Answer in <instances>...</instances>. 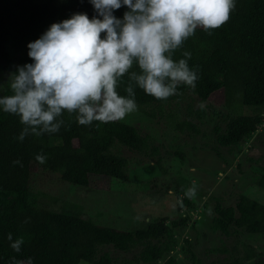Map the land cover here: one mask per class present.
I'll use <instances>...</instances> for the list:
<instances>
[{"label": "trees", "instance_id": "obj_1", "mask_svg": "<svg viewBox=\"0 0 264 264\" xmlns=\"http://www.w3.org/2000/svg\"><path fill=\"white\" fill-rule=\"evenodd\" d=\"M124 10H117L116 15L122 16ZM75 12H87L91 17L93 7L88 0H0V81H4L11 68L10 42L23 49L18 65L30 62L27 44L37 39L51 23L69 18ZM184 51L191 52L188 63L197 71V80L193 85L179 84V93L190 90L200 101H207L222 91L226 103L234 108L264 107V0H236L228 21L215 29L198 27L193 36L173 51V59L183 58ZM126 83L125 76L118 86L119 94H127ZM135 92L136 108L153 106L161 114L163 104L176 96L181 99L179 94L156 99L138 87ZM196 113L201 120L205 111ZM189 115L195 113L190 111ZM62 119L64 123L58 132L40 137L30 135L20 141L18 136L23 125L19 118L0 112V264H10L12 257L18 260L31 257L33 264H113L108 253L100 254L101 247L106 246L122 252L141 248L136 261L154 264L175 250L176 240L166 222L168 219L154 221L132 232L97 225L65 208L40 207L32 200L33 177L38 170L59 174L65 183L87 188L92 175L128 180L129 161L113 153L116 145L137 152L149 150L152 155L158 152L151 145L152 139L133 125L118 120L79 125L74 114L66 111ZM263 121V115L258 113L227 117L223 134L232 144L241 143L255 133ZM171 124L181 132L186 128L198 129L188 121L177 125L170 121ZM37 153L45 155L43 163L36 161ZM175 155L180 160L184 156L179 152ZM17 160L19 164L14 163ZM157 165L163 170L160 161ZM259 185L264 189V175ZM175 190L178 211L185 205L193 207L186 186ZM180 195L184 200L178 202ZM215 210L216 227L225 235L242 230L261 239L264 249V203L240 195L236 207L225 208L218 203ZM187 221L184 217L172 226L185 225ZM8 233H12L14 240L23 237L20 252L9 246ZM245 248L246 260L258 256L252 247L245 245ZM164 264H175V260L169 257ZM254 264H264V260L259 257Z\"/></svg>", "mask_w": 264, "mask_h": 264}, {"label": "rangeland", "instance_id": "obj_2", "mask_svg": "<svg viewBox=\"0 0 264 264\" xmlns=\"http://www.w3.org/2000/svg\"><path fill=\"white\" fill-rule=\"evenodd\" d=\"M8 50L12 63L4 81L9 72L15 71L23 49L10 42ZM220 92L207 101H200L190 90L176 91L181 99L176 96L163 104L162 114L150 106L143 110L135 108L119 119L149 136L151 145L158 151L152 155L149 150L137 152L116 145L113 153L129 161L127 181L92 175V182L86 188L65 183L59 174L38 170L33 177L32 200L40 207L65 208L97 225L132 232L154 221L168 219L166 222L173 229L176 240L175 250L154 264H164L169 257L174 258L175 264H233L238 261L254 264L259 257L264 260L261 239L242 230L225 235L215 221L218 203L225 208L236 207L240 195L264 203V189L259 185L264 175V121L241 143L232 144L223 134L227 117L256 113L264 117V107L234 108L226 103ZM202 109L205 114L200 120L196 112ZM190 111L195 115L190 116ZM152 112L154 116L149 115ZM170 121L175 125L192 122L198 129L186 128L181 132L170 125ZM176 152L183 153L182 160ZM158 161L163 170L157 165ZM182 186L191 194L189 201L193 207L185 205L178 211L175 189ZM183 200L184 196L180 195L177 201ZM184 217L188 218L185 225L172 226ZM245 245L252 247L258 256L246 260ZM141 250L122 252L106 246L101 247L100 254L108 253L113 264H141L136 261Z\"/></svg>", "mask_w": 264, "mask_h": 264}, {"label": "clouds", "instance_id": "obj_3", "mask_svg": "<svg viewBox=\"0 0 264 264\" xmlns=\"http://www.w3.org/2000/svg\"><path fill=\"white\" fill-rule=\"evenodd\" d=\"M93 15L75 12L51 23L27 44L30 62L15 66L0 81V112L23 125L18 136L40 137L60 130L66 111L79 125L119 120L137 107L138 87L166 99L181 83L193 85L197 71L191 52L173 59V51L198 27L215 29L229 19L236 0H88ZM124 8L122 16L116 11ZM127 77L126 95L118 86ZM43 163L45 155L37 153ZM14 163L19 164L17 160ZM9 246L20 252L23 237ZM10 264H33L11 258Z\"/></svg>", "mask_w": 264, "mask_h": 264}]
</instances>
